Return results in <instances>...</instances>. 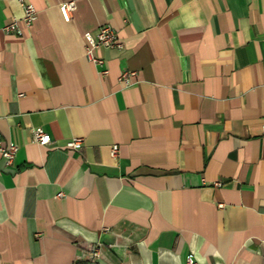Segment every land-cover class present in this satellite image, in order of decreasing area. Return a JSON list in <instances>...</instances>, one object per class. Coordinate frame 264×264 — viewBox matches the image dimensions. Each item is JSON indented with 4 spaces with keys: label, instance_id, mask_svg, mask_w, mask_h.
I'll return each instance as SVG.
<instances>
[{
    "label": "crops",
    "instance_id": "1",
    "mask_svg": "<svg viewBox=\"0 0 264 264\" xmlns=\"http://www.w3.org/2000/svg\"><path fill=\"white\" fill-rule=\"evenodd\" d=\"M23 1L31 27L0 0L17 147L0 153V264H88L92 246L98 264H264V0ZM107 24L121 46L96 65L85 34Z\"/></svg>",
    "mask_w": 264,
    "mask_h": 264
},
{
    "label": "built area",
    "instance_id": "2",
    "mask_svg": "<svg viewBox=\"0 0 264 264\" xmlns=\"http://www.w3.org/2000/svg\"><path fill=\"white\" fill-rule=\"evenodd\" d=\"M21 3L24 7V17H23V24L26 27H31L33 23L37 19V12L33 5L25 3L21 0ZM74 8V4L70 3L68 5V9L72 10ZM17 27V21L9 24L6 26V30L13 31ZM85 39L87 41L86 44V56L90 61H92L96 65H103V61L98 59L94 56V50L98 47H120V43L118 42L116 32L110 25L102 26L96 36H93L90 33L85 34ZM103 74L107 73V70L102 71ZM135 72L133 71H126L122 73L119 77V82L123 85L129 86L132 84V77L134 76ZM33 138L34 141L41 145V146H50L52 144L51 136L45 132L42 128H36L33 131ZM83 145V139L75 138L69 141L66 144L67 148L70 149H78ZM113 154L117 153V147H113L112 149ZM0 153L4 158L7 165H11L16 157L17 147L14 145H6L4 146L0 137ZM87 261L88 263H96V260L99 257V247L92 246L87 251ZM189 264H196L191 258L189 259Z\"/></svg>",
    "mask_w": 264,
    "mask_h": 264
},
{
    "label": "water",
    "instance_id": "3",
    "mask_svg": "<svg viewBox=\"0 0 264 264\" xmlns=\"http://www.w3.org/2000/svg\"><path fill=\"white\" fill-rule=\"evenodd\" d=\"M88 264H98V263H88Z\"/></svg>",
    "mask_w": 264,
    "mask_h": 264
}]
</instances>
